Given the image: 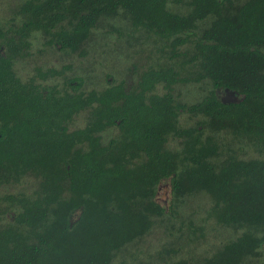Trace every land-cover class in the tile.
Returning <instances> with one entry per match:
<instances>
[{
    "label": "trees",
    "instance_id": "trees-1",
    "mask_svg": "<svg viewBox=\"0 0 264 264\" xmlns=\"http://www.w3.org/2000/svg\"><path fill=\"white\" fill-rule=\"evenodd\" d=\"M168 1L25 0L19 23L0 28V186L28 174L39 180L30 193L0 198V264H130L123 259L129 246L167 214L156 198L163 181L174 200L207 194L217 222L243 230L200 264H254L261 255L264 0H175L185 13ZM120 9L195 70L181 75L172 64L156 65L128 88L119 81L87 92L76 78L67 80L70 90H59L16 74L15 61L28 54L35 31L71 52L100 18ZM189 42L192 53L179 51ZM202 80L213 89L198 102L173 96L177 83ZM158 85L164 93L155 92ZM86 110L85 126L68 130ZM182 112L202 119L182 127ZM113 127L116 136L102 143ZM220 131L246 138L258 155L220 157ZM170 136L180 149L168 148Z\"/></svg>",
    "mask_w": 264,
    "mask_h": 264
},
{
    "label": "rangeland",
    "instance_id": "rangeland-1",
    "mask_svg": "<svg viewBox=\"0 0 264 264\" xmlns=\"http://www.w3.org/2000/svg\"><path fill=\"white\" fill-rule=\"evenodd\" d=\"M23 1L0 0V28L7 29L19 23L21 17L17 15V9ZM168 2L172 10L186 12L184 5L175 0ZM199 26L205 27L206 22H200ZM48 39L39 31L30 36L28 54L14 64V70L21 80L33 79L41 85L50 84L66 89V81L76 78L79 80L76 85H79L78 89L87 92L101 90L109 82L122 81L126 87H130L145 69L156 65L172 64L181 75L195 70L187 64V58L172 57L160 37L134 26L122 9L114 16L100 18L74 51L59 50ZM184 50H192V53L193 44L189 42L179 48L181 52ZM212 89L209 80L190 81L177 83L172 93L180 102L190 105L201 100ZM155 92L164 93L165 89L158 85ZM219 95L225 101L231 98L226 90H220ZM200 119L201 115L182 112L179 125L190 127ZM87 121L88 110L81 111L68 121L67 127L70 130L81 128ZM117 133L114 127L106 129L102 133V143H107ZM216 136L221 149L220 157L234 153L242 159H249L258 155L244 137L224 131L217 132ZM167 146L178 150L180 142L170 136ZM38 181L36 176L28 174L17 183L0 186V198L8 193H30ZM156 198L159 203L167 204V214L142 240L129 246L123 259L130 264H176L181 260L188 264H200L202 258L212 255L225 243L243 234L241 228L217 222L211 214V199L203 192L174 200L169 184L163 181L158 186ZM254 264H264V250Z\"/></svg>",
    "mask_w": 264,
    "mask_h": 264
},
{
    "label": "flooded vegetation",
    "instance_id": "flooded-vegetation-1",
    "mask_svg": "<svg viewBox=\"0 0 264 264\" xmlns=\"http://www.w3.org/2000/svg\"><path fill=\"white\" fill-rule=\"evenodd\" d=\"M50 71V70H49ZM53 70H51L50 72H52ZM48 73V72H47ZM71 79H73V78H71ZM70 80V79H69ZM67 82V81H66ZM74 82H72L71 84H73ZM39 85H41V84H39ZM44 85H49V86H56V85H50V84H44ZM44 85H42V86H44ZM126 85V84H125ZM68 85L66 84V87H67ZM59 90H65V89H61L60 87H58V86H56ZM75 87V86H74ZM129 87V86H128ZM127 87V88H128ZM67 90H70V89H68V88H66ZM76 115V114H75ZM74 115V116H75ZM73 116V117H74ZM73 117H72V119H73ZM66 127H67V124H66ZM68 128V127H67ZM77 129V128H76ZM68 130H70V129H68ZM74 130V129H73Z\"/></svg>",
    "mask_w": 264,
    "mask_h": 264
},
{
    "label": "water",
    "instance_id": "water-1",
    "mask_svg": "<svg viewBox=\"0 0 264 264\" xmlns=\"http://www.w3.org/2000/svg\"><path fill=\"white\" fill-rule=\"evenodd\" d=\"M232 95H233V94H232ZM235 98H236V97L234 96L233 100H235Z\"/></svg>",
    "mask_w": 264,
    "mask_h": 264
}]
</instances>
